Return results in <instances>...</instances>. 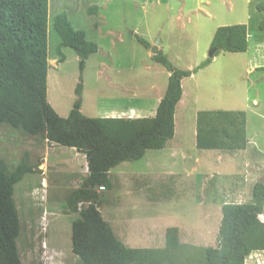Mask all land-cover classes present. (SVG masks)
<instances>
[{
  "label": "rangeland",
  "instance_id": "374dc122",
  "mask_svg": "<svg viewBox=\"0 0 264 264\" xmlns=\"http://www.w3.org/2000/svg\"><path fill=\"white\" fill-rule=\"evenodd\" d=\"M93 5L97 6V11L90 13L89 8ZM61 12L67 13L74 28L82 30L88 40L98 44V51L89 56L82 71L77 52L62 45L54 28V16ZM262 17L254 0H50L48 99L65 117L78 98L82 99L84 114L90 117L105 116L112 109L139 103L150 104L165 93L170 74L164 65L153 59L154 48L166 54L174 66L190 69L209 57L211 42L219 26L247 24L250 38L247 51L219 52L210 67L185 83L186 92L191 85H197L199 101L192 102L188 108L180 105L176 111V139L180 138L186 148L188 162H171L166 147L148 149L141 159L126 161L120 166L136 172L185 170L187 175H194L190 179L196 177L195 190L186 184V193L179 195L178 200L163 201L174 192V189H166L161 204L140 203V211L150 213L158 225L170 223L172 219L185 220L182 228L184 242L217 245L218 233L213 227L204 238L193 229L198 222H188L202 213L196 197L201 196L203 190H197V185L203 182L208 168L224 174L238 170L237 158L221 155L224 159L218 160L215 149L197 147V108L243 109L247 112L248 136L264 135V32L259 29ZM137 35L150 42L151 47H145ZM62 56L64 60H61ZM80 82L83 84L81 97L76 92ZM48 143L51 144L43 137L22 134L12 126L0 123V160L7 163L9 170H14L23 161L36 168L15 185L14 200L20 223L18 250L22 264H75L78 257L72 252L71 236L76 215L67 207V196L72 190H68L70 185L65 181V174L53 168L45 172L50 202L41 201L39 192L30 191L28 186L31 183L42 187L39 165L45 161L46 152L50 155L51 165L67 163L71 158L69 150L72 147L58 145L50 149L46 146ZM250 154L255 156L254 163L258 159L254 166L248 167L249 170L256 173L257 179L264 180V151ZM197 159L199 162L193 164ZM78 163L76 170L82 172L83 161ZM228 181V177L220 178L225 185V195L229 192ZM98 191L103 195V209L109 206L108 209L112 210L117 198L108 195L105 189ZM240 192L243 200L247 194L251 199L248 186L242 184ZM152 195L154 198L159 196L157 192ZM125 199L123 202L128 203V198ZM45 208L49 215H46L48 226L44 236L51 247L60 250L58 253L42 247L39 239L38 224ZM108 217L110 219V215ZM111 225L117 231L115 224ZM246 264H264V250L249 255Z\"/></svg>",
  "mask_w": 264,
  "mask_h": 264
},
{
  "label": "trees",
  "instance_id": "16d2710c",
  "mask_svg": "<svg viewBox=\"0 0 264 264\" xmlns=\"http://www.w3.org/2000/svg\"><path fill=\"white\" fill-rule=\"evenodd\" d=\"M263 14L264 0H254ZM50 0H0V123L22 134L40 136L56 145L84 152L89 174L67 196V207L76 215L72 223V251L85 264H246L249 255L264 250V180L256 181L251 201L225 203L216 246L182 243L177 227H168L162 248H134L117 238L99 207L100 186L112 188L109 171L123 161L141 159L147 149L164 148L175 135V111L185 77L212 63L207 57L190 69H181L166 54L152 57L170 72L168 85L154 116L90 117L78 98L68 116H61L48 99ZM97 6L89 8L95 13ZM62 45L73 48L81 71L98 44L71 24L66 12L54 16ZM138 40L151 47L142 36ZM250 38L245 23L219 26L211 48L219 52H245ZM64 60V57H61ZM83 84L77 85L81 97ZM249 143L247 112L243 109H204L197 112L196 145L200 149L239 151ZM33 166L21 162L9 170L0 160V264H22L17 238L20 234L15 185Z\"/></svg>",
  "mask_w": 264,
  "mask_h": 264
},
{
  "label": "crops",
  "instance_id": "0c3cea01",
  "mask_svg": "<svg viewBox=\"0 0 264 264\" xmlns=\"http://www.w3.org/2000/svg\"><path fill=\"white\" fill-rule=\"evenodd\" d=\"M211 64L212 63H210L208 66L201 69L200 71L207 69L208 67L211 66ZM197 74L198 73L193 74L192 76L189 77H185L182 80L183 94L180 101L176 105V111L180 105L186 106V108H188L192 102L195 103L199 102L198 97H196L197 95L196 84L191 85L188 92H186L185 90V86H186L185 83L188 81V79L195 78ZM164 94L165 93L158 96V98L153 100V102H151L150 104L139 103L138 105L130 106L128 108L112 109L108 114L100 117L139 118V117L154 116L157 107ZM81 110L84 113L83 103ZM199 110L201 109L197 108L196 112H198ZM176 111H175V135L172 139H170L167 142L164 148L168 147V150L170 151L169 159L171 162L181 160L182 162L187 163L189 157L186 154V148L182 145L180 138L176 139L177 137ZM196 118H197V113H196ZM195 139H196V131H195ZM248 139H249V143L247 148L243 150H239L237 152L236 151L228 152V151L215 149L217 151L218 160L220 158L221 160L224 159V156L221 157V155H228L230 156V158L233 159L237 158L238 170L236 169L227 174H224V173H219L218 171H212L213 169L208 168V172L206 173L205 178L202 182L203 184L201 183V185H203L204 187L203 186L201 187V185L200 186L197 185V190H200L201 188L203 190V194H201V196L198 195L196 197L197 200H199V202L197 203L198 204L200 203L199 206H201L200 209L202 213L200 214L199 217L190 219L188 222L189 223L194 222V224L195 222H198L193 226V229H196L197 232H200L202 234V237L204 238L208 237L207 233L208 231L211 230L212 227L215 233H218L222 219L221 212H222L223 204L245 203L251 201V199H249L248 194L247 196H245L246 198L245 200L242 199L240 192V187L242 186V184L248 186V189L251 192L253 184L256 181L261 180V179H257L256 173L252 174L248 167L252 165L254 166L258 159L257 157L254 163L255 156L253 154H250V152L253 153L254 151L257 154H260V152L263 153L264 135L258 134L254 136V138L248 136ZM46 141L48 142V140ZM46 146L51 149V148H56L58 145L53 143L51 144L48 143ZM72 148L73 149L69 150L71 158L67 163L61 162V163H57L56 165H51L49 153L46 152L44 154L45 157H43V159H45V161H43L39 165L40 166L39 172H41L40 175L42 177L41 178L42 187L39 188L38 186L28 183V186H30L29 188H31L30 191L34 190L39 192L38 196L40 197L41 201L43 202L51 201L50 195L47 191V189L49 188L48 180L45 178L46 176L45 172L46 171L48 172L50 168H53L55 171H61V173L65 174V181L67 183L69 182L70 185L68 187L69 192L73 189L80 187V184L83 183V181L87 178L89 174L87 157L84 152L79 151L75 147ZM78 161L80 162L83 161L82 172H78L76 170L77 167L79 166ZM123 162H121L120 164H118L109 171V178L111 179L113 186L111 189L109 190L105 189V190H107L108 195L117 198L116 201L115 200L113 201L114 206L112 210H110L111 208L108 209L109 206H106L105 210L103 209V205L99 207L103 218L110 224L117 238L120 239L125 245L129 247L162 248L165 247L166 245V232L168 227H177L179 231V238L182 243L202 246V245L187 243L183 241L182 228H183V222H185V220L172 219L170 223L158 225L156 224V219L154 220L150 216V213H144L143 211H140L141 210L140 203L142 202L145 203L146 205H153L155 203L161 204L162 202L161 199L164 197L163 196L164 194L162 193L166 189H170V190L174 189V192L164 197V199L166 200L163 201L178 200L179 195L182 196L184 193H186V188H187L186 184L192 186V191H194L196 187V180H195L196 177L190 179L191 176H194L193 174L187 175L185 173V170L178 172L175 171L174 169L173 170L168 169V171L166 172L161 170L159 171L153 170L149 172L128 171V169L120 167ZM197 162H199L198 159L193 164H196ZM34 169L36 168L34 167ZM222 177L223 179L225 177H228L229 180L228 195H225L224 182L222 183L220 182V178ZM188 180L189 183L187 182ZM166 185H168L167 188H165ZM152 192H157L159 196L154 198ZM125 197L128 198V203L123 202L126 201ZM137 198H139V202ZM131 212H133L134 214H130ZM212 212H215V215H213ZM46 215H49V211H47L45 208L43 209L42 219L39 221L38 224L39 232H41L39 239H41L42 247L53 250V252L58 253V251L60 250L54 249L55 247H51V245L48 243L47 238L44 236V234H46L45 232L47 231L46 228L48 226L47 225L48 219ZM109 215H110V219L108 217ZM263 217H264V213L260 216V218L264 221ZM111 223L115 224L117 231L114 230ZM71 241H72V236H71ZM62 262H64L63 258H62ZM45 264H52V263H45Z\"/></svg>",
  "mask_w": 264,
  "mask_h": 264
},
{
  "label": "water",
  "instance_id": "95a60500",
  "mask_svg": "<svg viewBox=\"0 0 264 264\" xmlns=\"http://www.w3.org/2000/svg\"><path fill=\"white\" fill-rule=\"evenodd\" d=\"M159 41H157L158 43ZM218 49L216 47H213L210 51V54H209V57L210 58H214L216 53H217ZM153 52L154 54H157L158 53V49L157 48H154L153 49ZM75 264H85L84 261L82 259H78V261L75 263Z\"/></svg>",
  "mask_w": 264,
  "mask_h": 264
},
{
  "label": "built area",
  "instance_id": "2783aa9c",
  "mask_svg": "<svg viewBox=\"0 0 264 264\" xmlns=\"http://www.w3.org/2000/svg\"><path fill=\"white\" fill-rule=\"evenodd\" d=\"M100 190H104V186H100V188H99Z\"/></svg>",
  "mask_w": 264,
  "mask_h": 264
}]
</instances>
